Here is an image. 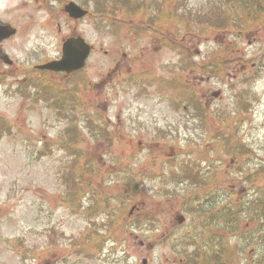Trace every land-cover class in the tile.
I'll list each match as a JSON object with an SVG mask.
<instances>
[{
  "label": "rangeland",
  "instance_id": "rangeland-1",
  "mask_svg": "<svg viewBox=\"0 0 264 264\" xmlns=\"http://www.w3.org/2000/svg\"><path fill=\"white\" fill-rule=\"evenodd\" d=\"M67 1L60 0L54 8L51 0H23L15 9L0 8V17L13 20L17 30L14 37L0 45L13 62L12 66H5L0 61V77L7 79L0 82V116L12 125L11 134L0 140V264H177L180 259L191 264L189 253L194 255L195 250L200 251L197 246H201L202 238L189 233L192 229L186 211L188 196L199 195L200 200H204V194L215 196L216 210L218 200L226 202L229 197L246 198L247 195L254 198L264 193V177L255 184L249 179L253 173L252 157L243 152L240 164L232 165L225 152L231 153L234 148L247 152L264 150V54L255 59L251 56L258 48L259 39L264 40V22L250 18L255 9L264 8V0H145L143 8H153V4L158 6L160 2L165 12L166 8L172 10L176 16L177 42L185 29L182 12L192 11L198 35L203 33L200 24L203 17L199 11L207 13L215 5L239 8V16L245 15L240 23L247 27L243 30L232 27L233 31L229 32L245 36L244 43L233 44L225 37L218 40L225 33L219 29L212 34L211 41L196 45L201 42L196 37L191 39V45L186 44L192 56L195 53L208 56L218 46L230 48L215 62L220 61L217 66L222 80L212 79L206 85L190 83L189 79L200 77L198 71H188L206 67L199 66L195 57L187 60L184 55L185 73L180 78L183 84L179 90L171 91L164 108L155 103L146 106V97H137L141 105L148 107V116L163 126L164 132L160 134L145 119V124L127 122L126 113L132 103L124 94V91L130 92L122 81L130 74L126 66L113 73L108 86L98 87L95 110H74V124L65 122L69 117L51 108H30L21 97L22 91L25 94L27 91L21 82L29 76V65L54 58L60 52V37H68L75 28L95 45L97 73L101 67L105 73L123 53L132 59L126 60V65L133 64L141 49V40L130 30L132 25L111 32L108 24L131 19L137 21L138 30L140 25L146 28L147 22L153 20L147 17L146 11L139 10V14L129 16L130 0H84V4L97 12L96 21L89 18L75 24L65 16L64 25L60 26L61 9ZM131 3L134 6L138 0ZM259 3L260 6H254ZM108 8H120L117 13L121 16L108 14ZM165 12L158 15L154 28L146 29L144 35L155 39L159 32L156 39H162L160 31L164 30L163 34L174 41V35L167 32L165 25L170 10ZM239 16L232 13V19ZM158 42H150L144 49L146 53L152 52L149 69L158 70L159 65L174 58L166 48L156 47ZM152 46H155L153 51ZM172 47L179 50L177 45ZM110 58L114 62L109 66ZM211 59L213 56L206 57L204 62ZM215 63L212 68H217ZM137 67H141V62ZM152 87L156 89L155 84ZM217 91L221 99L214 98ZM182 97H193L196 110L183 112L181 107L190 109L193 101ZM203 97L211 102L205 105ZM220 116L224 118L220 120ZM180 127L185 131L189 127V131L182 132ZM72 131L80 135L74 136L70 144L63 141L66 133ZM188 133L195 139L185 140L184 135ZM192 142L200 147L196 160L200 165L193 167L198 169L194 178L190 176L193 169L188 158L194 152ZM256 154V163L264 168L261 153ZM78 155H82L79 162ZM212 165L219 166L221 175L211 179L209 185L214 188L203 189V182H194L200 181ZM220 165L225 172L221 173ZM87 176L91 183L85 182ZM135 180L142 189L138 190L135 202L124 210V200ZM218 185L219 191L214 192ZM121 200L124 203L120 207ZM132 207L125 227L123 219ZM108 213L112 218L106 217ZM177 215H184L186 222L177 224ZM138 218L143 222L139 223ZM121 225L124 226L121 228ZM226 233L225 240L229 244L238 243L246 259L251 249L253 261L262 257L263 245L254 236L249 239L247 234ZM190 240L195 249L187 248Z\"/></svg>",
  "mask_w": 264,
  "mask_h": 264
},
{
  "label": "flooded vegetation",
  "instance_id": "flooded-vegetation-1",
  "mask_svg": "<svg viewBox=\"0 0 264 264\" xmlns=\"http://www.w3.org/2000/svg\"><path fill=\"white\" fill-rule=\"evenodd\" d=\"M19 1H21V0H0V8H4V9L7 8L8 10L15 9L16 4ZM35 1L39 2L40 0H35ZM43 1L46 2L47 0H43ZM59 1L60 0H51L52 6H54L55 3H59ZM143 53L144 52H139V56H143ZM130 69H131V67L128 66L129 71H130ZM90 85H91V83H90ZM85 91L88 92L89 100L84 98V102L90 103V107H91V104L95 103V96L92 94L93 89H91V86H90L89 91L88 90L82 91L83 95H84ZM261 177L262 178L264 177V173L262 172V169H261ZM263 202H264V197L259 199L257 208H254L255 210L257 209V211H258L256 214H254L255 218L256 217H258V218L264 217V204H263ZM225 208H226L225 203H222L220 206V209H219L220 210V216L222 219H219L217 222V224H218L217 235L219 236V244L217 246V248L219 250V254H218L219 264H240L239 253L236 252L237 247H238L237 244L235 243L234 245L231 246V245L227 244L225 241V226L223 223V221L226 222L225 221ZM235 208L236 207H233V209H235ZM234 216H239V214L232 215V217H234ZM250 224L251 223H248L247 226H245L246 230L250 227ZM233 225H234V227H236L235 231L240 228V223H233ZM203 227L208 228V226H203ZM214 229H215V225H211L208 228V231H213ZM249 264H264V261H254L253 262V259H251L249 261Z\"/></svg>",
  "mask_w": 264,
  "mask_h": 264
},
{
  "label": "water",
  "instance_id": "water-1",
  "mask_svg": "<svg viewBox=\"0 0 264 264\" xmlns=\"http://www.w3.org/2000/svg\"><path fill=\"white\" fill-rule=\"evenodd\" d=\"M69 12L74 15L75 17H79L82 12L76 7L71 6L69 8ZM15 34V30L10 28L8 24H3L0 22V40L9 38ZM74 46H77L74 48ZM88 53L87 46L82 43L80 40H70L68 41L64 46V61L63 64L60 66V68H64V62L67 63V65L71 67H75V65H80L81 62H83L85 56ZM0 57L2 59H6V55L3 50L0 51ZM79 62V64H78Z\"/></svg>",
  "mask_w": 264,
  "mask_h": 264
}]
</instances>
